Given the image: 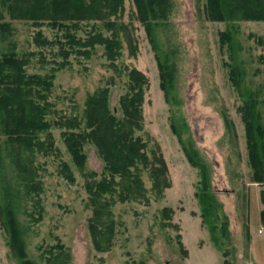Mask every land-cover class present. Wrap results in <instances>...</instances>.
I'll list each match as a JSON object with an SVG mask.
<instances>
[{"label":"rangeland","instance_id":"rangeland-1","mask_svg":"<svg viewBox=\"0 0 264 264\" xmlns=\"http://www.w3.org/2000/svg\"><path fill=\"white\" fill-rule=\"evenodd\" d=\"M206 6L207 0H171L165 19L141 22L135 0H124L115 61L103 45L87 57H65L70 37L111 36L102 22L53 28L49 20L13 19L0 9V57L26 60L28 76L52 83L42 96H32L47 107L50 128L39 139L48 151L12 144L0 110V206H10L1 215L6 230L0 221V264H63L66 256L70 264L250 262L251 229L258 237V228L264 229V185L253 181L241 108L257 99L264 128V21H212ZM42 38L48 43L38 44ZM160 63L172 74L168 96L161 89ZM231 66L243 95L232 83ZM133 70L147 78L143 127L134 137L147 145L149 166L132 169L144 196L123 201L134 178L109 172L91 139L82 146L80 167L65 133L91 134L87 102L101 89H108L109 107L122 121V99L139 90L132 88ZM4 89L0 85V106ZM75 122L78 128L63 126ZM185 149L208 169L215 203L208 221L197 195L200 171ZM154 154H163L167 163L166 189H154ZM102 180L115 184V191L100 195L95 207L88 184Z\"/></svg>","mask_w":264,"mask_h":264},{"label":"trees","instance_id":"trees-1","mask_svg":"<svg viewBox=\"0 0 264 264\" xmlns=\"http://www.w3.org/2000/svg\"><path fill=\"white\" fill-rule=\"evenodd\" d=\"M171 0H135L138 18L141 22H153L157 18H166L170 8ZM10 5V7H7ZM207 15L210 20L218 22H235L242 20L264 21V0H207ZM11 8V9H10ZM0 9L5 13L11 14L13 19L21 17L29 20H49L54 27H65L66 23H73L78 29V24L83 22L98 23L102 22L105 27L112 31L111 36L103 33H94L86 39L70 37L68 41L69 50L64 52L66 59L71 54L89 56L91 49L96 45H103L107 50L108 57L115 61L118 56L120 44L117 38V19L124 13V0H0ZM12 12V13H11ZM159 15L161 17H159ZM0 19H5V14L0 15ZM36 21V22H37ZM4 25V24H2ZM1 25V26H2ZM231 32L222 33V41L225 42L230 37ZM40 45L48 42L43 38L37 41ZM27 61L20 60L14 55H3L0 57V85L4 86V96L0 106L2 124L5 125V136L12 140V144L24 145L27 148H38L40 151H48L45 142L39 139V134L46 132L50 128L49 122L44 118L47 115V107L35 104L32 96L46 93L50 90L52 83L45 81L38 76H28L24 66ZM4 74V76L1 75ZM161 89L169 95V87L172 86V74L160 63ZM236 68L230 67V78L239 95H243L241 81L238 79ZM132 88L138 92L131 97L122 99L123 120H118V116L112 113L108 103V89H101L93 96L89 97L87 114L88 125L91 129L90 135L65 133V140L69 150L80 167L85 156L82 155V146L86 139H91L100 149L105 161L112 174H121L134 178L126 186V196L123 201L133 197L144 196L142 179L138 174H133L132 169L138 168L140 164L149 166V157L146 153L147 145L141 139L134 137L135 131L142 130V111L141 106L144 102V89L147 78L140 72H131ZM258 101L251 97L241 108L242 119L246 128L247 148L249 161L253 169V181L264 185V128L259 124L256 114ZM72 129L78 128L77 122L63 124ZM94 129V130H93ZM32 148V149H33ZM189 162L200 171V188L202 193H198V199L203 208L204 221L209 220V213L212 209V196L209 191V174L207 167L197 160L198 155L195 151L189 152L185 149ZM196 154V155H195ZM154 189H166L170 186L168 179V167L163 154H154ZM134 184V185H133ZM159 188V189H158ZM88 190L92 194V201L97 207L100 195L107 194V191L114 192L115 184L108 180L97 183H89ZM262 203L264 204V190L262 192ZM10 206H0V221L6 230L2 214L7 213ZM6 209V211H5ZM264 223V211L261 213ZM8 230V228H7ZM92 234L97 240V231L92 226ZM96 245L97 241H96ZM23 250V248H22ZM59 250V249H58ZM61 250V249H60ZM63 264H70L67 256L62 260ZM222 264H231L225 260Z\"/></svg>","mask_w":264,"mask_h":264},{"label":"crops","instance_id":"crops-1","mask_svg":"<svg viewBox=\"0 0 264 264\" xmlns=\"http://www.w3.org/2000/svg\"><path fill=\"white\" fill-rule=\"evenodd\" d=\"M261 228H258L257 231L259 237L256 235L255 232H253L254 230L251 229V233H252L251 245H250L251 259L248 264H264V233L263 234L259 233V230Z\"/></svg>","mask_w":264,"mask_h":264},{"label":"built area","instance_id":"built-area-1","mask_svg":"<svg viewBox=\"0 0 264 264\" xmlns=\"http://www.w3.org/2000/svg\"><path fill=\"white\" fill-rule=\"evenodd\" d=\"M264 232V229L259 230V233L262 234Z\"/></svg>","mask_w":264,"mask_h":264}]
</instances>
